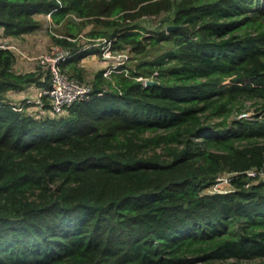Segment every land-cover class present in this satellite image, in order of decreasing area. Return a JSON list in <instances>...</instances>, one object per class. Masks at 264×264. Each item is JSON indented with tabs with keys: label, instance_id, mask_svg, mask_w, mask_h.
<instances>
[{
	"label": "trees",
	"instance_id": "16d2710c",
	"mask_svg": "<svg viewBox=\"0 0 264 264\" xmlns=\"http://www.w3.org/2000/svg\"><path fill=\"white\" fill-rule=\"evenodd\" d=\"M39 13L66 21L62 68L97 39L169 47L99 69L57 114L36 103L49 71L15 72L0 45V264H264V179L246 173L264 167V0H0V29L32 33ZM30 83L31 104L9 96ZM223 171L232 188L208 191Z\"/></svg>",
	"mask_w": 264,
	"mask_h": 264
},
{
	"label": "rangeland",
	"instance_id": "374dc122",
	"mask_svg": "<svg viewBox=\"0 0 264 264\" xmlns=\"http://www.w3.org/2000/svg\"><path fill=\"white\" fill-rule=\"evenodd\" d=\"M39 16L40 18V23L41 26L34 31L33 33H27V37H29V34H31V37L27 40L28 43L26 45L27 49L24 48L20 43L23 41L26 42L25 39V34L16 36V37H10L4 34L3 30L0 29V43L8 44L10 45L11 49L15 50L16 54V59L13 64V70L15 72H27V71H34L36 68L39 66H42L39 60V55L43 53L47 54H52V53H60L61 51H67L64 47L61 45H58L57 43L54 42L53 35L54 36H64L67 34V26H66V21L56 24L54 23L50 18L48 14H36V18ZM164 17L165 15H160L156 17H143L139 21L143 27H145L148 30H160L163 29L164 27ZM38 19V18H37ZM91 25H87L84 29L86 31L88 27ZM37 33L41 37L42 44L36 48L35 41L37 40L32 37V34ZM19 37H21L19 39ZM23 38V39H22ZM83 39V37H81ZM82 41H85L83 39ZM96 45L102 47L104 44L103 39H97L95 42ZM169 44L163 43L162 46L156 48V49H151L148 54L143 57V56H134L131 55L127 50H121L118 53H116L117 57L120 54H127L128 58L126 59V65L127 68L129 69H134L137 65L138 62H140L141 59L146 58V59H156L163 51L168 49ZM115 52V51H113ZM99 56H102L101 54H97V56H92L91 54H87L86 57L81 59L80 61H77L75 65L79 68V70L83 71V76H81L82 80L90 83V80L93 78L94 74L99 70L102 69V67L105 68V66L113 63L114 61L117 60V58H104V59H99ZM103 68V69H104ZM42 69L43 68L42 66ZM67 71V70H66ZM70 74H72L74 77L77 75L74 71H67ZM77 77V76H76ZM139 77V76H138ZM142 77V76H141ZM144 78V77H143ZM38 89L34 83L26 84L24 88L21 90H13L9 94V96L17 101V102H24V103H32L34 98L36 99ZM36 106H29V111H35ZM242 112H248L249 115H253L255 111V107L253 104H251L250 101H247V106L242 110ZM239 113L236 110L231 114L230 118L234 117H239ZM230 173L228 171H223L220 175V179L216 184H213L211 187L208 188V191H217L224 193L228 191L229 189L232 188V185L229 183V181H226L225 179L230 177ZM258 260V259H257ZM241 264H252L249 261H245Z\"/></svg>",
	"mask_w": 264,
	"mask_h": 264
},
{
	"label": "built area",
	"instance_id": "2783aa9c",
	"mask_svg": "<svg viewBox=\"0 0 264 264\" xmlns=\"http://www.w3.org/2000/svg\"><path fill=\"white\" fill-rule=\"evenodd\" d=\"M49 15V14H48ZM50 16V15H49ZM104 44L101 47V57L102 58H117L113 63L105 66L103 70L104 76H109L113 71H124L128 74V69L126 65V59L128 58L127 54H119L118 57L116 53L119 51L113 52L111 49V41L103 39ZM2 47H11L8 44L0 43ZM70 56L68 51H61L60 53L47 54L43 53L39 55L40 63L43 68L49 71L51 77V86L48 89H41L38 92V97L36 103L42 104V97L46 95L50 100L51 111L54 113H61L68 106L79 100L81 97L85 96L91 90V85L77 77L71 76L66 70L61 67V62L66 60ZM119 66L123 68L118 69ZM142 79L144 84L148 78L138 77ZM248 112H242L239 114V117H249ZM230 173V172H229ZM247 175L252 177H260L264 179V167L260 170L249 169L246 171ZM234 175V173H230ZM230 175V176H231ZM221 180L220 176L218 181ZM229 181V178L225 179ZM216 184V183H215Z\"/></svg>",
	"mask_w": 264,
	"mask_h": 264
},
{
	"label": "crops",
	"instance_id": "0c3cea01",
	"mask_svg": "<svg viewBox=\"0 0 264 264\" xmlns=\"http://www.w3.org/2000/svg\"><path fill=\"white\" fill-rule=\"evenodd\" d=\"M37 18L39 19V21H40V18H39V16H37ZM48 18H50L51 19V17H48ZM33 33V32H32ZM37 33H34V34H32V37L34 38V39H36L37 38V40L35 41V44H36V48H38V46L40 45V44H42V41H41V37L39 36V38H38V35H36ZM27 35L28 34H25V39H26V42H22V43H20V45H22L24 48H26L27 49V47H26V45H27V43H28V39L31 37V34H29V37H27ZM21 37H19V39H20ZM23 39V38H22ZM91 55L92 56H97V54L96 53H91ZM100 58H98L99 59V61H100V59L102 60V59H104V58H102L101 56H99ZM84 58H88V57H86V56H84L83 58H81V59H84ZM80 59V60H81ZM79 60V61H80ZM101 62V61H100ZM102 68H104V67H102ZM63 69L64 70H67V71H74L77 75H80V76H83V71L82 70H79V68L77 67V65H75V62H72L71 60H69L68 62H66V63H64L63 64ZM39 88H41L40 86H38V88L37 89H39Z\"/></svg>",
	"mask_w": 264,
	"mask_h": 264
},
{
	"label": "water",
	"instance_id": "95a60500",
	"mask_svg": "<svg viewBox=\"0 0 264 264\" xmlns=\"http://www.w3.org/2000/svg\"><path fill=\"white\" fill-rule=\"evenodd\" d=\"M176 26H174V25H168L167 26V29L169 30V29H172V28H175ZM153 83H155V81L154 80H151V79H147L146 81H145V84L146 85H150V84H153Z\"/></svg>",
	"mask_w": 264,
	"mask_h": 264
}]
</instances>
